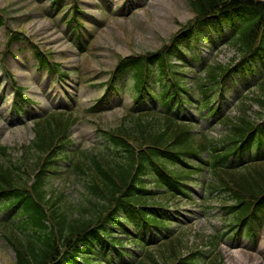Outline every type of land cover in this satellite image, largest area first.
Wrapping results in <instances>:
<instances>
[{"label":"trees","instance_id":"1","mask_svg":"<svg viewBox=\"0 0 264 264\" xmlns=\"http://www.w3.org/2000/svg\"><path fill=\"white\" fill-rule=\"evenodd\" d=\"M240 2L252 4L250 0H191L190 4L194 12L205 16L214 9L238 6ZM260 6L264 8L263 4H260ZM258 29L257 24L249 25L234 43V48L242 53L252 47L257 40L254 39L258 35ZM223 69L226 68L220 64L212 67L214 78ZM172 84L177 86L175 91L172 92V97L183 94L184 86L179 84L178 79L173 78ZM253 94L255 97H247V99L251 98L250 103L247 99L242 102L240 115L236 119L239 124V127H237L238 137L245 129L252 126L257 118L264 115V78ZM254 105L259 106V111H253ZM124 120L125 123H123L122 129L113 135L111 141L115 142L116 146H121L129 151H126L125 154H119L115 158L102 152L101 154L83 156L76 165L75 172L78 171L85 178L88 188L84 189L83 194L77 200L70 201L64 188L65 185L62 187V191L56 189V187H45L46 175L44 169L37 175L35 192L31 194L28 190V179H25L29 176L21 167L22 163L20 161L18 163L10 162L9 170L5 167L7 165L0 164V188L8 187L16 191L17 194L28 197L25 202V209L27 212L35 213V225L43 232L47 228L45 223L46 214L51 217L57 227V233L51 232L48 234L47 241L44 239L42 243L33 242V240H27L28 243L24 242V238H21L14 228H10L8 232L18 245L16 246L19 256L18 264H51L52 261L54 264L57 263L56 258L60 255V247L68 246L75 236L98 222L115 200L120 197V192L128 186L131 178H136L134 172L139 171L136 167L137 162L139 166L141 165L144 174L134 180V184H129L128 187L131 190L128 196L144 208L158 203L152 192L147 191L146 187L151 183L155 184L156 176L159 174L156 167L164 166L166 168L168 163H173L174 151L183 150L185 144H182V142L187 138V134L178 131V128L170 119L161 120L156 115L129 116L125 117ZM53 122L38 125L37 139L34 141L33 146L28 145L22 148L23 154L27 155V164L28 161L33 160L32 153L41 159L46 153H48L47 157L51 156V152L52 155L57 153L55 146L59 141L62 130L69 123L60 120ZM132 147L135 152L137 151L138 158ZM21 169L22 171H20ZM235 174L239 177H234L232 174L229 177L244 196L255 197L257 193L264 191V165H250L245 167L243 172ZM69 177L67 179L71 181ZM144 177L147 179H144ZM149 177L153 181L149 180ZM135 185L139 190L135 188ZM134 193L137 194L138 199H133L135 197L133 196ZM146 217L149 218V216ZM182 237L184 236L163 245L162 253H170L175 257L180 255L181 249L188 243L186 239H181ZM220 263V260H214L211 264Z\"/></svg>","mask_w":264,"mask_h":264},{"label":"rangeland","instance_id":"2","mask_svg":"<svg viewBox=\"0 0 264 264\" xmlns=\"http://www.w3.org/2000/svg\"><path fill=\"white\" fill-rule=\"evenodd\" d=\"M41 1L0 0V9L4 11L5 20L13 30L24 31L34 42L51 48L59 54L62 52L69 54L72 51L74 53L71 59L72 64L81 67L83 78H90L97 72H108L115 67L117 56L158 49L165 40L167 42L192 17L186 0H140L143 6L133 14L129 11L136 7L135 0H102L107 6L126 8L127 15L112 18L110 25L95 36L89 50L83 53L81 49L77 50L67 43L61 30L56 28V23L44 14L45 11H49V3ZM5 39H7L5 28L0 27V51ZM226 51L219 58L223 62L230 57L229 52ZM27 60L32 67V58L29 57ZM25 61L17 62L13 57H9L3 62L0 60V65L5 64L15 71L22 83H31L32 92L37 95L44 107L58 105L57 93L47 94L46 86L49 81L44 80L41 83V79L38 77H33L31 80V70L29 66L25 65ZM1 93L2 90H0V95ZM93 94L94 92L89 98ZM10 99V97L7 98L4 106L0 100V143H9L12 146L18 142L30 143L34 138L31 124L11 128L10 126H16L15 122L3 119L1 115L7 110L5 105ZM121 115L122 110L110 112L107 115V127L114 126ZM93 133H95V129L88 124H82L76 128V136L80 141L86 142V148L93 147L95 144ZM55 186L61 189L63 184L61 181H55ZM78 187L75 188L78 189ZM69 194L73 198L76 197V194L73 195L70 189ZM195 223L197 231L203 229L212 232L214 228L211 225L218 223V220L200 218ZM222 251L227 264H264V231L256 243H251L250 239L230 240L223 244ZM14 262L15 254L12 248L0 236V264H14Z\"/></svg>","mask_w":264,"mask_h":264}]
</instances>
